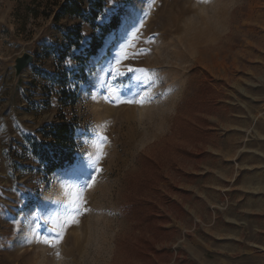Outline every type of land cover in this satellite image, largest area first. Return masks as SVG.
Listing matches in <instances>:
<instances>
[{"label":"rangeland","instance_id":"obj_1","mask_svg":"<svg viewBox=\"0 0 264 264\" xmlns=\"http://www.w3.org/2000/svg\"><path fill=\"white\" fill-rule=\"evenodd\" d=\"M160 1L103 0L95 25L114 16L119 24L84 63L79 55L91 36L100 38V30L82 18L54 22L57 7L46 0H0V264H264V0ZM138 6L148 9L146 29L140 28L128 49L129 59L117 65L130 39L129 32L124 36L125 16H135ZM75 26L83 41L60 64L56 49ZM23 53L33 63L15 80L13 62ZM117 67L123 76L113 71ZM129 67L158 74L150 102L132 105L137 117L150 113V124L141 126L150 136L130 137L115 106L139 92L144 74L128 73ZM62 74L74 78L68 95V103L75 98L73 107L60 104ZM201 86L212 91L214 101L204 114L206 139L199 149L188 147L201 155L178 157V172L163 170L160 196L143 195L158 197L170 223L169 235L156 245L158 255L142 258L131 245L139 234L123 212L128 183L139 174L142 157L177 142L174 118L194 119L195 111L183 105ZM109 87L118 90L115 99ZM62 114L76 121V158L83 154L95 161L99 141L110 150L87 170L90 175L102 169L92 189L82 190L85 176L59 170L45 179L9 167L10 150L25 147L32 134ZM78 196L84 214L56 248H48L40 241L56 238L63 217L75 214ZM162 197L170 199L168 208ZM82 235L80 254L73 240ZM243 246L250 247L248 254Z\"/></svg>","mask_w":264,"mask_h":264},{"label":"trees","instance_id":"obj_2","mask_svg":"<svg viewBox=\"0 0 264 264\" xmlns=\"http://www.w3.org/2000/svg\"><path fill=\"white\" fill-rule=\"evenodd\" d=\"M46 1L57 7L53 17L54 22H58L62 18H82L86 24L101 31L100 38L91 36L87 48L81 51L79 56H83L81 62L84 63L96 54L101 46V38L116 29L119 24L118 18L114 16L104 25H95L103 8V0H64L61 4L57 0ZM51 5L49 4V6ZM86 6H88L87 12L84 13ZM64 38L65 42L62 47L57 48L55 52L57 62L60 64L67 58L68 53L72 49H78L83 41L81 27L69 28ZM80 72L84 76L83 69H80ZM62 75L64 76L63 81L58 83L60 104L63 108L73 107L75 98L71 97L72 99L68 103V95L72 91L74 78ZM77 86L75 85L73 88L76 89ZM213 103L212 91L208 87L201 86L196 96L183 105L195 111L192 116L194 119L188 120L181 116L174 118L175 124L177 123L176 126L174 124L177 142L169 143L167 141L153 154L142 157L139 174L131 178L128 183L127 205L123 208V212L132 223L134 231L139 234L138 239L131 245L138 251L137 255L142 258L149 259L158 255L157 243L165 240L169 235L166 226L170 223V219L167 214L160 213L156 201L157 196H160V184L165 182L163 170L169 167L178 172L175 162L178 157L192 159L201 155V152L194 153L188 147L193 146L195 149H199L206 139L209 122L204 114L213 109ZM76 128L75 119L69 120L63 114L57 116L53 122L44 124L32 134L25 147L16 145L14 149L10 150L7 154L9 167H20L24 171L42 175L45 179L49 178L55 172L64 169L70 161L76 159L78 153L75 139ZM148 193H155L157 196L145 199L143 195ZM162 199L164 208H168L171 204L170 199L165 197ZM127 245L128 243L125 245L126 248Z\"/></svg>","mask_w":264,"mask_h":264},{"label":"snow or ice","instance_id":"obj_3","mask_svg":"<svg viewBox=\"0 0 264 264\" xmlns=\"http://www.w3.org/2000/svg\"><path fill=\"white\" fill-rule=\"evenodd\" d=\"M201 3H208L210 0H200ZM135 20L136 18L132 16L130 13L126 14L125 20H124V26H125V32L124 36H128L129 30L134 28L135 30H132L130 32V39H126L124 41V49L121 53V59H117L115 63L117 65H120L123 60L129 59L128 56V49L133 48L135 45L133 44V41L138 40V33L140 32V27L135 26ZM140 25L142 27L143 21H140ZM70 63V61H68ZM113 71L116 72L117 76H123L124 73L119 70V68L113 69ZM141 72L143 73V78L138 82L140 86V91L137 93L136 97L134 99H121L118 102H116L117 107L120 105H136L139 107H143L145 103L150 102L152 98L151 89L154 87L156 83V79L158 78V74L155 72H152L151 75L148 74V71L145 69H137L129 67L127 69L128 73H134V72ZM107 91L113 96L115 99V95L117 93V89L115 87H109ZM2 130V128H0ZM106 139V137H105ZM103 158V145H101L98 149V153L95 157V161L92 160L91 157H85L83 154L73 159L69 162V164L62 169V171L65 174L68 175H79V176H85L84 184L81 186L82 190L92 189L97 184V175H99L102 172V169L100 167H95L94 172L90 175H87V170L92 167L93 163H98ZM78 207L75 210V214L66 215L63 217V223L60 225V230L56 232L55 239H50L48 237H44L40 242L46 245L48 248H56L61 241L64 238L65 232L68 228L78 223L77 217L80 215H83L84 213L81 211L83 208V204L85 203L83 201L82 196H78ZM3 206L0 205V208ZM57 257H59L60 253H55Z\"/></svg>","mask_w":264,"mask_h":264},{"label":"bare ground","instance_id":"obj_4","mask_svg":"<svg viewBox=\"0 0 264 264\" xmlns=\"http://www.w3.org/2000/svg\"><path fill=\"white\" fill-rule=\"evenodd\" d=\"M160 2H167V0H161ZM137 14L134 16L136 18L135 20V26L136 27H140L141 29H146V26H144V23L148 21L149 19V15H148V9H144L142 8L141 6H138L137 8ZM157 11V10H156ZM190 12V10L188 11ZM187 12V14H188ZM185 13L182 11L180 13V16H183ZM174 20V19H172ZM140 21H143V25L141 27L140 25ZM176 23V22H175ZM133 30H135L133 28ZM132 30L129 31V34ZM138 91H140V86H139V83H138ZM103 106H104V103L102 102L101 103ZM106 105V104H105ZM115 105H116V102H115ZM154 105V104H153ZM129 106V105H128ZM105 107V106H104ZM121 107H123V109H121ZM117 110L119 111V113L122 114V119L124 120V123H125V126H123L125 128V130H127L130 134V137H135V136H150V134H148V128L145 127L146 130H143L141 128V126L143 125H147L149 122V117H145L146 114H150L149 112H145V114H141L140 116H135L134 115V112H135V108L134 106H129L128 108L126 107V105H120L119 107H117ZM148 110V109H147ZM146 110V111H147ZM151 110V109H150ZM149 110V111H150ZM106 111V110H105ZM144 112V111H143ZM135 116V117H134ZM145 118V119H144ZM157 119V118H156ZM151 121V120H150ZM118 122V121H117ZM150 124V123H149ZM152 124V123H151ZM122 126V125H121ZM152 130V129H151ZM151 132V131H150ZM103 145V156H108L109 153H110V150L106 149L104 147V143L99 141L95 147H94V160H95V157L98 153V149L99 147ZM106 160V159H105ZM104 164V163H103ZM78 224V223H77ZM74 226V225H73ZM71 226L70 228H74L75 229V226L73 227ZM69 229V228H68ZM84 237V235H82V237H79V236H74V242H73V249L76 253H82V250L80 249V246H79V243L81 241V239ZM83 249V248H82ZM72 251V252H74ZM70 252V253H72Z\"/></svg>","mask_w":264,"mask_h":264},{"label":"water","instance_id":"obj_5","mask_svg":"<svg viewBox=\"0 0 264 264\" xmlns=\"http://www.w3.org/2000/svg\"><path fill=\"white\" fill-rule=\"evenodd\" d=\"M33 63V56L29 53H23L21 56L17 57L13 62V72L14 79L17 80L23 71Z\"/></svg>","mask_w":264,"mask_h":264},{"label":"crops","instance_id":"obj_6","mask_svg":"<svg viewBox=\"0 0 264 264\" xmlns=\"http://www.w3.org/2000/svg\"><path fill=\"white\" fill-rule=\"evenodd\" d=\"M263 247H264V246H263ZM245 248H250V247H248V246H243V250H244L243 253H244V254H245V253L248 254V253L246 252ZM252 248H253V247H251V250H252Z\"/></svg>","mask_w":264,"mask_h":264}]
</instances>
